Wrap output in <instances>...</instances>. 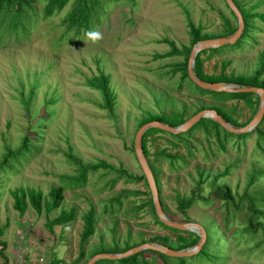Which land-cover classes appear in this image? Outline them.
<instances>
[{
  "label": "rangeland",
  "instance_id": "374dc122",
  "mask_svg": "<svg viewBox=\"0 0 264 264\" xmlns=\"http://www.w3.org/2000/svg\"><path fill=\"white\" fill-rule=\"evenodd\" d=\"M100 1L102 11L89 30L100 33L95 41L61 25L76 0L47 19H42L47 0H32L28 31L0 36V163L7 150L15 152L25 138L31 147L0 171V264H87L95 255L120 254L127 247L166 243L176 247L179 234L157 224L151 214L148 185L126 180L143 175L135 156L136 133L151 118L178 114L187 121L202 107L225 110L241 125L236 128L245 127L255 116L241 101L217 103L196 91L181 73L171 76L186 61L189 21L212 37L207 40L229 37H220L225 20L237 29L225 0ZM239 1L252 13L264 15V0ZM250 24L249 37L239 48L224 46V52L211 60L207 53L201 56L206 75H220L224 64L227 77L255 75L264 51V21L254 17ZM169 42L180 53L163 58L171 51ZM101 76L109 80L112 113L104 108L100 92L86 86L97 84ZM201 128L181 133L180 140L167 132L145 138V158L159 186L165 217L208 226L225 237L222 251L217 252L224 260L192 256L184 258L185 264H264V140L255 131L264 132V116L243 139H226L221 131L219 141ZM76 162L99 168L87 173L81 187L71 184L81 173ZM58 187L64 188L63 201L50 213L38 215L28 207L20 217L12 208L10 193L16 188L40 190L47 196ZM224 187L233 197L228 207L214 194ZM193 196V206L186 215L179 214L177 197ZM140 206L145 207L136 211ZM91 208L95 231L82 246L83 218ZM71 209L76 211L75 220L48 228V219ZM250 219L254 232L248 229ZM214 241L218 249L219 241ZM140 258L163 264L154 251L145 250ZM169 259L168 264H177V258Z\"/></svg>",
  "mask_w": 264,
  "mask_h": 264
},
{
  "label": "trees",
  "instance_id": "16d2710c",
  "mask_svg": "<svg viewBox=\"0 0 264 264\" xmlns=\"http://www.w3.org/2000/svg\"><path fill=\"white\" fill-rule=\"evenodd\" d=\"M70 0H47V4L43 8V18L47 19L52 17L55 13L61 12V10L66 6V4ZM236 8L239 10L244 23V29L242 32V35L240 38L236 41L233 45H226L229 46V50L232 48H239L243 40L249 37V33L251 30V24L250 20L254 17H259L262 21H264V15H258L255 13H252L250 9H246L243 5V3H240L239 0H232ZM261 2V1H260ZM33 7H32V0H0V36H2L4 33H8L10 31L14 32L16 35H19L21 33H25L28 31L30 24H32L33 14L32 13ZM101 1L100 0H76L74 3L73 9L67 14V16L62 20L61 25L65 27L67 30H75L77 34L84 32L85 34L90 30L91 23L98 19L99 13L101 12ZM225 32L221 34L220 37L225 36H231L235 31L236 27H232L227 20H225ZM188 27L190 29V36H191V42L190 47L185 48L183 50V55L186 58L185 63L180 64L176 66V68L171 72V76H174L176 73H181L182 79H188L187 74V60L190 55L191 48L204 40L210 39L212 37H208L206 35L201 34L200 27H195L191 21L188 22ZM171 47V51L165 55H163V58L172 57L174 55L179 54L178 50L175 48L173 43H168ZM224 47V46H223ZM221 48L216 49H209L204 50L197 54L195 58L194 63V73L198 79L201 81L207 82V83H225V84H231V85H237L241 87H256L261 88L264 90V51L260 56V65L255 72L254 76L246 77V76H239V77H227L224 75L225 68L227 64H224L222 66V72L218 76H209L206 75L203 71V62L204 60L201 59V56L203 54L207 53V60H211L216 56L221 55L224 51ZM261 76L263 77L262 79ZM190 81V80H189ZM191 82V81H190ZM109 80L108 78L101 76L100 81L95 84L93 82H87L86 86L91 87L92 89L100 92L105 106L104 108L108 110L110 113L113 111V100L111 97V93L108 86ZM192 83V82H191ZM193 84V83H192ZM194 88L196 91H198L202 95H208L214 100L215 102H219L221 104L227 103L228 101H241L244 106L250 110H252V114H256L257 107H258V96H256L253 93H215L210 92L206 90H201L196 85H194ZM210 110H214L220 117H222L227 123L234 127H241V125H238L235 119L226 112L225 110L221 109L218 106H212L209 108ZM201 110H206V108L202 107ZM161 122L164 124L169 125L170 127H178L182 125L185 122V119L183 116L178 114H172L169 117H158V118H151L149 122ZM201 126L202 130L206 133L207 137L212 136L213 134L217 138V140L220 141V133L221 131L224 132V137L229 138L232 136H236L239 138H246L249 137L251 134H233L227 132L225 129H223L220 125L215 123L214 121L210 119H201L198 123H196L191 130L196 129L197 127ZM256 133L264 140V132L257 129L255 130ZM163 132L161 130L157 129H150L145 132L142 139V151L144 156L148 157V151L146 148V141L145 138L150 133H158ZM190 132V131H189ZM229 135V136H226ZM175 137L176 139L180 140L182 135H171ZM31 147L28 145V138H25L21 144V146L15 151L11 152L7 150L6 155H4L2 162L0 163V171L7 165L8 161L10 160H16L19 157H23L24 154H28ZM167 158V157H166ZM168 159V158H167ZM77 167L81 170V173L79 177L76 178L75 181H71V184L73 187H81L84 186L87 180V173L89 171L95 172L97 171L98 166H89V165H83L79 162H76ZM106 168V167H105ZM151 171L153 173V169L150 166ZM154 176V174H153ZM155 179V177H154ZM119 180V177L117 179H114L110 182V188L114 186V184ZM126 180L131 182H144L145 185H147L145 177L141 175L140 177H132L127 176ZM156 181V180H155ZM71 184L69 185V188L72 187ZM158 194H159V186L156 182ZM67 187V186H66ZM63 187L58 188H52L50 192L47 194V196L43 195V193L40 190H35L31 188H16L13 191H11L10 195L13 200L12 208L14 211H16L20 217H23L28 207H30L36 214L40 215L42 211H45L46 213H50L51 211H54L55 209H58L61 206V203L63 201ZM214 194L224 201V203L227 205H230V203L233 202V197L231 195V192L229 188H216L214 191ZM200 199V198H199ZM160 200V199H159ZM194 196L189 199H182L180 197H177L176 199V211L181 215H186V211L190 209L193 204L195 203ZM161 205L163 203L160 200ZM120 204V203H119ZM149 209L151 211V214L155 218L157 224L161 225L163 228L168 229L172 232L178 233L179 235L176 237L175 243L176 247H172L168 245L165 241L166 237H155V240L161 239L166 244H161L163 247H166L171 250L175 251H182V250H188L190 248H193L198 242H199V236L195 233L191 232H180L171 228L166 227L161 223V221L158 219L152 198L147 202ZM145 206H140L136 208V211H140ZM163 208V207H162ZM250 211L257 213L256 210L253 209V207H250ZM260 213V212H259ZM76 218V211L75 209H71L69 211H60L59 215L54 218L53 220L48 219L47 226L49 229H52L55 226H63L67 223L72 222ZM95 225H96V219L94 215V210L91 208L89 212L84 216L83 218V231L80 236V243L81 245H85L88 241V239L94 234L95 231ZM256 227H260L257 225ZM205 234H206V240L201 247L200 251L194 255V258L191 259H213L216 261L224 260V258L221 256L220 253H217L219 251H222L223 247L222 243L225 241V237L221 235H216V233L213 231L211 232L208 226L203 227ZM249 231L254 232V228L252 225V220H249ZM262 229V236H263V244H264V228ZM186 235V236H184ZM217 240V248H215V241ZM154 240V241H155ZM221 245V246H220ZM1 248V253L4 250V245ZM132 249L131 247H127L123 250V252H126L128 250ZM142 252L139 254H136L134 256H131L126 259L120 260V264H152L149 261L140 258ZM158 257L162 260L163 264H168L169 257L157 253ZM84 257V253L80 252L79 259H82ZM177 264H185L184 258H177ZM61 262H56L54 264H58ZM95 264H114L112 261H99Z\"/></svg>",
  "mask_w": 264,
  "mask_h": 264
},
{
  "label": "water",
  "instance_id": "95a60500",
  "mask_svg": "<svg viewBox=\"0 0 264 264\" xmlns=\"http://www.w3.org/2000/svg\"><path fill=\"white\" fill-rule=\"evenodd\" d=\"M227 6L232 11V13L235 15L237 19V29L236 31L229 37L225 38H219L215 40H204L200 43L195 44L191 51L187 62V74L189 80L195 84L198 88L201 90H206L210 92L215 93H253L256 94L259 98V108L253 117V119L250 121L248 125H246L243 128H236L229 123H227L222 117H220L214 110H203L196 115H194L189 120L185 121L182 125L178 127H170L167 124L153 121L149 122L145 125H143L138 132L136 133L135 140H134V150H135V156L137 159V162L142 170V174L145 177L146 183L149 187V190L152 195V201L154 205V209L156 212V215L158 219L161 221L163 225H165L168 228L178 230V231H195L197 230V235L199 236V242L189 250H182V251H175L168 249L166 247L155 245V244H144L136 248H132L124 253L120 254H99L95 255L93 258H91L87 264H95L96 262L100 260H122L129 258L131 256H134L136 254H139L145 250L154 251L160 254H163L167 257L171 258H186V257H192L195 254H197L201 247L203 246L205 240H206V234L204 229L198 225L193 223H176L169 219H167L164 215L162 205L159 200L158 190L156 186V181L154 179L153 173L150 169V166L143 154L142 151V137L145 134L146 131L150 129H157L161 130L163 132L170 133L172 135H178L184 132H187L189 129H191L196 123H198L201 119H210L220 125L223 129L226 131L233 133V134H247L253 131L256 126L260 123L262 117L264 116V90L261 88L256 87H232L231 84H225V83H207L204 81H201L198 79L194 73V63L195 58L198 53L209 50V49H216L221 48L226 45H233L236 43V41L240 38L242 35L243 29H244V23L243 18L239 12V10L236 8L232 0H225Z\"/></svg>",
  "mask_w": 264,
  "mask_h": 264
},
{
  "label": "clouds",
  "instance_id": "9594fccd",
  "mask_svg": "<svg viewBox=\"0 0 264 264\" xmlns=\"http://www.w3.org/2000/svg\"><path fill=\"white\" fill-rule=\"evenodd\" d=\"M86 35L93 41L100 38V33L97 31H88Z\"/></svg>",
  "mask_w": 264,
  "mask_h": 264
},
{
  "label": "built area",
  "instance_id": "2783aa9c",
  "mask_svg": "<svg viewBox=\"0 0 264 264\" xmlns=\"http://www.w3.org/2000/svg\"><path fill=\"white\" fill-rule=\"evenodd\" d=\"M58 264H62V263H58Z\"/></svg>",
  "mask_w": 264,
  "mask_h": 264
}]
</instances>
